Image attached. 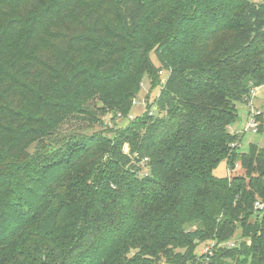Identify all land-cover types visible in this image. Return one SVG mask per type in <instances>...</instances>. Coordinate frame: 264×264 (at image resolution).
<instances>
[{"label":"trees","instance_id":"obj_1","mask_svg":"<svg viewBox=\"0 0 264 264\" xmlns=\"http://www.w3.org/2000/svg\"><path fill=\"white\" fill-rule=\"evenodd\" d=\"M151 42L169 66L155 110L117 132L102 166L86 169L90 136L47 150L76 56L123 55L130 71ZM262 85L264 0H0V264H264V148L238 152L230 131L240 102L264 133ZM222 160L238 170L217 177ZM78 163L91 186L62 180Z\"/></svg>","mask_w":264,"mask_h":264},{"label":"rangeland","instance_id":"obj_2","mask_svg":"<svg viewBox=\"0 0 264 264\" xmlns=\"http://www.w3.org/2000/svg\"><path fill=\"white\" fill-rule=\"evenodd\" d=\"M159 46L154 42L148 43L141 50L143 59L137 61L130 71H128L130 67L123 70L118 69L119 66L126 65L124 64L126 58H123V55L115 57L113 62L102 67L99 63L100 56L96 51L76 56L72 68L63 73L65 78L71 77L70 79L67 78V86L70 88L64 94L66 95L64 103L69 105L70 109L66 112L59 127L53 132V139L56 143L47 146V150L55 148L56 144L70 143L74 139H79V136H90L92 137L93 148L84 159V162L90 164L86 169L89 171L92 163L97 162L98 166L100 164L101 167L106 159L108 143L114 139L117 132L142 115L148 104H152V109L155 110L153 103L169 70V66H161L156 58L155 53ZM74 71H86L87 73L77 80L72 78ZM115 71L124 75H119L114 81L107 83H103V80L99 78V76ZM119 71L121 72L119 73ZM125 74L126 78H124ZM86 76L88 77L87 80L84 79ZM73 82L75 85H72ZM152 84L156 85L153 86ZM59 85H61L60 91H62L64 85L62 83ZM252 104L257 109H261L262 113L264 112L262 109L264 108V85L256 88ZM236 107L239 119L230 126V131L235 133L240 140L237 151L248 150L250 144L264 148V133L248 129L245 126L249 106L237 102ZM153 114L162 115L158 110L154 111ZM34 145L32 146L34 147ZM78 167L79 163L76 164L72 173L62 180L70 182L71 177L78 178L79 186V178H81L82 181L91 186L95 178L85 176L84 173L79 174L76 170ZM233 169H228L226 161L222 160L214 170V174L219 178L227 177L231 172L238 170V166ZM74 173H77L76 176H73ZM240 235L241 230L237 227L229 240L231 246L237 245L241 240ZM206 245V243L199 244L197 252H208L206 247L209 244ZM160 264L167 263L162 260Z\"/></svg>","mask_w":264,"mask_h":264},{"label":"built area","instance_id":"obj_3","mask_svg":"<svg viewBox=\"0 0 264 264\" xmlns=\"http://www.w3.org/2000/svg\"><path fill=\"white\" fill-rule=\"evenodd\" d=\"M151 112H152V111H150V114H151ZM252 114H257V111H255V112L252 113ZM257 125H258V123H257L254 119H251V120L249 121L248 125H247V128L256 131V130H257ZM123 152H126V153L128 152V147H127V146H124V147H123ZM261 207H262L261 204H259V203H257V202L255 203V208L259 209V208H261ZM206 249H207V247H206Z\"/></svg>","mask_w":264,"mask_h":264},{"label":"crops","instance_id":"obj_4","mask_svg":"<svg viewBox=\"0 0 264 264\" xmlns=\"http://www.w3.org/2000/svg\"><path fill=\"white\" fill-rule=\"evenodd\" d=\"M246 126V125H245Z\"/></svg>","mask_w":264,"mask_h":264}]
</instances>
